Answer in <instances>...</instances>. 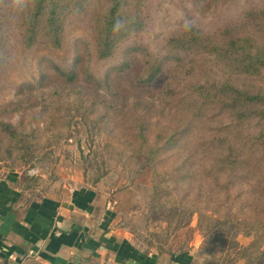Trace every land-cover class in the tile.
<instances>
[{
  "label": "rangeland",
  "instance_id": "obj_1",
  "mask_svg": "<svg viewBox=\"0 0 264 264\" xmlns=\"http://www.w3.org/2000/svg\"><path fill=\"white\" fill-rule=\"evenodd\" d=\"M84 2L89 10L68 18L62 47L27 49L19 13L10 0H0L7 52L0 108H28L0 118L21 132L0 144V177L20 172L45 193L66 178L81 179L106 194L118 226L147 251H188L192 264H264V179L253 166L240 178L243 168L237 167L231 182L221 177L218 184L210 171L213 150L201 143L209 115L214 126L228 123L242 137L261 131V124L247 117L240 127L236 114L207 106L175 143L173 129L193 75L186 78V67L167 61L154 82L143 81L149 65L165 57L170 37L192 25L213 34L264 7V0H141L143 31L102 59L93 18L108 0ZM203 58L205 69L218 73L214 56ZM228 61L233 78H246L243 86L264 89V69L247 75L240 63ZM168 84L179 86L177 99L166 97ZM218 132L208 130L207 136Z\"/></svg>",
  "mask_w": 264,
  "mask_h": 264
},
{
  "label": "trees",
  "instance_id": "obj_2",
  "mask_svg": "<svg viewBox=\"0 0 264 264\" xmlns=\"http://www.w3.org/2000/svg\"><path fill=\"white\" fill-rule=\"evenodd\" d=\"M140 1L108 0L107 7L104 3L99 7L101 12L93 18L94 40L99 58L112 57L128 38L143 31L145 21ZM88 7L84 0H28L26 7L13 10L20 16L23 45L27 49L40 44H48L53 48L62 47L68 18L74 14L86 13ZM2 26L0 21V69L7 57ZM210 55L214 56L213 62L219 68L218 73L211 74V71L205 69L203 57ZM229 59L240 63L241 72L247 75L264 69V7L249 9L239 22L225 26L213 34H207L203 29L192 25L182 33L170 37L165 57L149 65L143 79L146 83L154 82L167 61L174 62L178 69L186 67V78L193 75L190 95L185 100L181 99L185 102L184 109L173 129L172 141L175 143L196 126L197 117L207 106H220V112L229 110L230 114H236L240 127L249 121L244 122L247 117H252L253 121L261 124V131L242 137V131L235 134L228 123L214 126L211 115L208 116L205 124L207 132L201 143H206L207 149L213 150L212 157L215 160L210 171L216 175L214 180L218 184H222L221 177L229 179L228 183L231 182L236 176L237 167L243 168L240 178L245 177L253 166L252 173L259 172V176L264 179V167L260 166L264 163V89L243 86L246 78L239 81L242 74L239 79L233 78L230 73L233 62L228 61ZM178 87L168 84L166 97L177 99ZM188 107L191 111L186 113ZM27 109L24 103L4 106L0 108V118L7 113H25ZM129 114L132 117L135 111H130ZM135 124L145 126L146 123ZM18 127L0 120V144L5 142L6 137L20 135ZM215 129L219 132L208 137V130Z\"/></svg>",
  "mask_w": 264,
  "mask_h": 264
},
{
  "label": "crops",
  "instance_id": "obj_3",
  "mask_svg": "<svg viewBox=\"0 0 264 264\" xmlns=\"http://www.w3.org/2000/svg\"><path fill=\"white\" fill-rule=\"evenodd\" d=\"M64 180L45 193L20 172L0 177V264H192L188 251H147L105 193Z\"/></svg>",
  "mask_w": 264,
  "mask_h": 264
},
{
  "label": "clouds",
  "instance_id": "obj_4",
  "mask_svg": "<svg viewBox=\"0 0 264 264\" xmlns=\"http://www.w3.org/2000/svg\"><path fill=\"white\" fill-rule=\"evenodd\" d=\"M13 9L20 10L26 7L28 0H10Z\"/></svg>",
  "mask_w": 264,
  "mask_h": 264
}]
</instances>
